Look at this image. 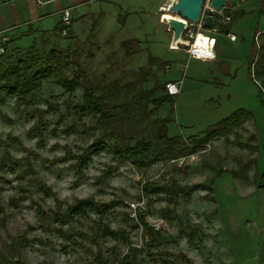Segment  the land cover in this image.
Here are the masks:
<instances>
[{"label": "rangeland", "instance_id": "1", "mask_svg": "<svg viewBox=\"0 0 264 264\" xmlns=\"http://www.w3.org/2000/svg\"><path fill=\"white\" fill-rule=\"evenodd\" d=\"M165 1L88 0L70 10L65 25L58 10L75 3L57 0L39 7L42 17L29 25V0H0V29L16 22L14 7L19 11L20 25L5 31L13 46L27 49L42 38L48 49L76 43L91 79L133 80L144 68L148 87L183 80L171 107V134L202 138L238 114L228 135L204 144L195 159L140 170L89 149L97 134L74 106L81 88L71 95L51 79L32 104L6 97L0 105V264H117L129 253L141 264H264V0L230 1L236 39L212 29L217 48L210 61L171 47L172 33L161 20ZM58 25L72 35L53 37ZM131 39L140 43L130 42L135 52L127 56L122 43ZM249 159L255 160L249 180L234 176ZM172 181L200 187L173 203L154 192ZM83 199L107 210L71 216L68 206ZM55 212L65 218L57 221ZM104 227L114 235H104Z\"/></svg>", "mask_w": 264, "mask_h": 264}, {"label": "trees", "instance_id": "2", "mask_svg": "<svg viewBox=\"0 0 264 264\" xmlns=\"http://www.w3.org/2000/svg\"><path fill=\"white\" fill-rule=\"evenodd\" d=\"M224 14L230 16L228 8L224 9ZM228 27L229 25L221 27V30L226 31ZM63 28L67 27L58 25L53 35L49 32H45V35L61 38L65 36L62 35ZM71 35L70 30L68 36ZM47 42V38H42L41 44L35 40L29 48L21 49L13 46V40L9 38L5 45L6 52L0 56V105L6 97L13 98L18 104L34 103L44 83L51 82V79H55L64 92L71 95L81 88L82 100L74 106L79 113L91 118L88 129L97 134L89 147L90 150H106L118 160L146 170L158 162H167L196 152L215 137L228 135L238 120V114L234 113L210 129L202 138H184L180 134H171L169 124L172 121L171 107L174 97L167 93L166 84L173 80L163 84L159 80L153 87H148L150 70L144 68L136 72V79L133 80L109 81L104 74L98 79H91L82 67L81 52L76 43L48 49ZM130 42L140 43L135 39L124 41L122 47L127 56L135 52L129 49ZM162 109L165 112L163 116L160 115ZM247 114L252 116L251 112ZM252 137L255 138V135ZM1 142L3 139L0 137V144ZM85 159L84 163L88 158ZM252 163H255V160L249 159L239 169L233 170V175L245 181L249 180L247 171ZM262 177L260 186H264V174ZM150 187L152 186L147 185L144 191L148 192ZM199 187L200 185L181 186L172 181L170 185L157 186L154 192L164 193L167 200L174 203L175 200L172 199L179 195L189 197ZM68 210L71 216L84 215L88 210L103 214L107 205H101L93 199H83L68 206ZM52 216L57 221L65 218L60 212H55ZM142 222L149 232L153 230L144 219ZM103 234L113 236L114 231L104 227ZM193 235L194 233H191L190 236ZM8 264L13 263L9 261ZM117 264L141 262L133 253H129L119 259Z\"/></svg>", "mask_w": 264, "mask_h": 264}, {"label": "water", "instance_id": "3", "mask_svg": "<svg viewBox=\"0 0 264 264\" xmlns=\"http://www.w3.org/2000/svg\"><path fill=\"white\" fill-rule=\"evenodd\" d=\"M205 0H166L164 11L172 14L169 19H163L172 33V46L188 49L189 40L184 37L188 30H196L202 16ZM227 0H211L210 8L203 20V29L224 27L228 22L224 19V9L230 8ZM225 15V14H224Z\"/></svg>", "mask_w": 264, "mask_h": 264}, {"label": "built area", "instance_id": "4", "mask_svg": "<svg viewBox=\"0 0 264 264\" xmlns=\"http://www.w3.org/2000/svg\"><path fill=\"white\" fill-rule=\"evenodd\" d=\"M227 1H232V0H227ZM39 2H41V1L39 0ZM210 2H211V0H205V2H204L202 16L200 18V22L197 24V29L196 30H188L184 34V37L189 40V47H188V49L186 51L189 53V55L191 57L202 59V60H213L216 57V54H215L216 39H215V37H210V36L206 35V37L208 39V42H209V44L211 46L210 50L199 51L198 48H196V36L199 34L197 31L203 29L204 16L206 15L207 11L209 9H211L210 8ZM163 9H164V7H163ZM61 13L63 15V23L65 25H70L71 24V12H70V9L69 8L68 9H64L63 11H61ZM223 17H224V19L227 22L231 21V17L230 16H226V15L223 14ZM66 32H67V28H63L62 33L65 35ZM231 39L235 40L236 37L234 35H231ZM8 40H9V36L5 35L2 32H0V56L3 55L6 52V46L5 45L8 42ZM171 47L173 49H177V50L180 49L177 46H172L171 45ZM210 52L213 54L214 58H209V53ZM182 86H183V80L169 81L166 84L167 93L169 95L175 97V96L180 94V92L182 90ZM206 146H207V144H206ZM203 150L206 151L207 149L206 150H205V148L204 149H199L196 152H193V153L187 154L185 156H181V157L172 159V162H181V164H182V161L185 160V159H188V158L195 159L196 155H199L201 152H204Z\"/></svg>", "mask_w": 264, "mask_h": 264}, {"label": "crops", "instance_id": "5", "mask_svg": "<svg viewBox=\"0 0 264 264\" xmlns=\"http://www.w3.org/2000/svg\"><path fill=\"white\" fill-rule=\"evenodd\" d=\"M41 1V0H40ZM57 0H45V1H41V2H39V0H29V12H30V15H31V18L29 19V20H27L25 23H27V24H31L32 23V21L33 20H36V19H40L41 17H42V15L40 14V12H39V7H41V6H45V5H48V4H51V3H53V2H56ZM72 2H74L75 3V6H71V7H66V8H64V9H72L73 7H77L78 5H82L83 3H86V2H88V0H72ZM83 7V6H82ZM164 7V4H162L161 6H160V9H162ZM64 9H60V10H58L59 12H61V11H63ZM14 16H15V19H16V22L12 25V26H10V27H7L6 25H5V23H4V21H3V27H2V29H0V32H2V33H6L5 31H8V30H15V29H17V27L20 25V22H19V11H17V9L14 7ZM161 20H163V18L161 19ZM229 25V27L227 28V30H226V33L227 34H229V35H234V34H231L230 33V24L228 23L226 26H228ZM214 29V28H213ZM205 33H204V32ZM171 32V31H170ZM198 33H203L204 35H208V36H210V37H215L212 33L214 32L212 29L211 30H209V29H201V30H198L197 31ZM5 35H7V34H5ZM235 36V35H234ZM215 39H216V37H215ZM216 48H217V39H216V44H215V50H216ZM215 54H216V52H215ZM214 59H216V57L214 58ZM213 59V60H214ZM210 61V60H209Z\"/></svg>", "mask_w": 264, "mask_h": 264}, {"label": "bare ground", "instance_id": "6", "mask_svg": "<svg viewBox=\"0 0 264 264\" xmlns=\"http://www.w3.org/2000/svg\"><path fill=\"white\" fill-rule=\"evenodd\" d=\"M172 17V14L168 11H165V14L163 15V19H169ZM196 48H198L199 51H205V50H210L211 46L208 42V39L206 35L203 33H199L196 36Z\"/></svg>", "mask_w": 264, "mask_h": 264}, {"label": "clouds", "instance_id": "7", "mask_svg": "<svg viewBox=\"0 0 264 264\" xmlns=\"http://www.w3.org/2000/svg\"><path fill=\"white\" fill-rule=\"evenodd\" d=\"M209 58H214L211 52L209 53Z\"/></svg>", "mask_w": 264, "mask_h": 264}]
</instances>
